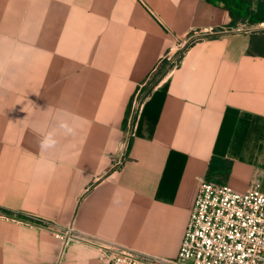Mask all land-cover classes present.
Wrapping results in <instances>:
<instances>
[{
    "label": "crops",
    "instance_id": "crops-1",
    "mask_svg": "<svg viewBox=\"0 0 264 264\" xmlns=\"http://www.w3.org/2000/svg\"><path fill=\"white\" fill-rule=\"evenodd\" d=\"M254 179L264 193V23L206 0H0V264H59L31 216L176 259L201 182ZM100 257L71 242L60 264Z\"/></svg>",
    "mask_w": 264,
    "mask_h": 264
},
{
    "label": "built area",
    "instance_id": "built-area-1",
    "mask_svg": "<svg viewBox=\"0 0 264 264\" xmlns=\"http://www.w3.org/2000/svg\"><path fill=\"white\" fill-rule=\"evenodd\" d=\"M140 102L138 103V105ZM129 132L128 137H130ZM128 144V139L124 147ZM22 224L52 233L63 245L59 264L71 242L96 246L107 264H264V193L258 179L246 192L203 180L179 255L167 259L109 244H95L69 226L31 216Z\"/></svg>",
    "mask_w": 264,
    "mask_h": 264
},
{
    "label": "trees",
    "instance_id": "trees-1",
    "mask_svg": "<svg viewBox=\"0 0 264 264\" xmlns=\"http://www.w3.org/2000/svg\"><path fill=\"white\" fill-rule=\"evenodd\" d=\"M208 3L226 9L233 18L234 24L237 21H247L250 24L264 23V13L262 11L254 12L252 10V0H206ZM169 64L164 63L163 67L159 70L158 77L153 79L150 89L147 90L143 96L145 98L151 91V88L157 84L168 70ZM210 181V180H209Z\"/></svg>",
    "mask_w": 264,
    "mask_h": 264
},
{
    "label": "clouds",
    "instance_id": "clouds-1",
    "mask_svg": "<svg viewBox=\"0 0 264 264\" xmlns=\"http://www.w3.org/2000/svg\"><path fill=\"white\" fill-rule=\"evenodd\" d=\"M59 129L63 130L65 136H74L76 134V128L67 121H60ZM57 145V140L55 138L54 132H48L43 136V139L40 141L41 151H45L51 148H54Z\"/></svg>",
    "mask_w": 264,
    "mask_h": 264
}]
</instances>
